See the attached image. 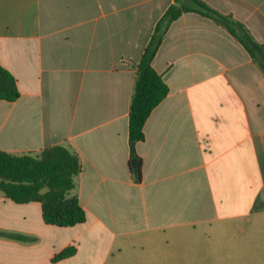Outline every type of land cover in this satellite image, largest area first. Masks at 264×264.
Segmentation results:
<instances>
[{
    "label": "crops",
    "instance_id": "0c3cea01",
    "mask_svg": "<svg viewBox=\"0 0 264 264\" xmlns=\"http://www.w3.org/2000/svg\"><path fill=\"white\" fill-rule=\"evenodd\" d=\"M200 1L264 47V0ZM175 4L0 0V65L21 93L0 101V152L76 154L86 212L61 228L0 191V264H264V71L213 19L187 12L166 33L153 67L170 92L136 145L140 182L130 168L138 65ZM229 225L236 251L212 250Z\"/></svg>",
    "mask_w": 264,
    "mask_h": 264
},
{
    "label": "trees",
    "instance_id": "16d2710c",
    "mask_svg": "<svg viewBox=\"0 0 264 264\" xmlns=\"http://www.w3.org/2000/svg\"><path fill=\"white\" fill-rule=\"evenodd\" d=\"M198 12L225 27L248 50L264 71V47L258 44L243 24L233 20L200 0H176L157 23L154 33L138 65L136 89L130 109V168L140 182L141 159L136 145L145 139L144 126L153 110L168 96L170 89L153 67V61L172 23L182 14ZM21 96L16 78L0 65V101L14 102ZM137 161L136 168L133 161ZM81 172L79 157L63 146L46 149L40 156H15L0 152V191L16 203L40 202L44 221L61 228L86 221V212L76 196L75 178ZM17 237V236H15ZM75 246L55 257L73 256Z\"/></svg>",
    "mask_w": 264,
    "mask_h": 264
},
{
    "label": "rangeland",
    "instance_id": "374dc122",
    "mask_svg": "<svg viewBox=\"0 0 264 264\" xmlns=\"http://www.w3.org/2000/svg\"><path fill=\"white\" fill-rule=\"evenodd\" d=\"M223 243H214L210 244V247L214 251H225V252H234L236 251V229L234 226L229 225L228 229L224 233Z\"/></svg>",
    "mask_w": 264,
    "mask_h": 264
},
{
    "label": "water",
    "instance_id": "95a60500",
    "mask_svg": "<svg viewBox=\"0 0 264 264\" xmlns=\"http://www.w3.org/2000/svg\"><path fill=\"white\" fill-rule=\"evenodd\" d=\"M136 166H137V161L135 160L133 161V167L136 168Z\"/></svg>",
    "mask_w": 264,
    "mask_h": 264
}]
</instances>
